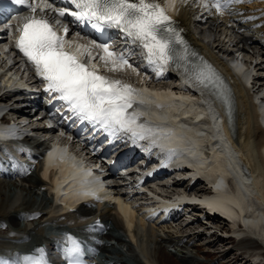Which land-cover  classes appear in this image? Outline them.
Returning <instances> with one entry per match:
<instances>
[{
    "label": "bare ground",
    "instance_id": "bare-ground-1",
    "mask_svg": "<svg viewBox=\"0 0 264 264\" xmlns=\"http://www.w3.org/2000/svg\"><path fill=\"white\" fill-rule=\"evenodd\" d=\"M160 2L179 20V25L188 30L189 33L184 37L211 63L223 81L224 89H228L233 95L236 106L233 130L236 136L233 139L229 134L222 114H219V120L215 119L217 110L209 100H205L206 98L201 95L200 87L195 85L194 90L198 93H191V89L187 85L194 86L188 82H186V86L183 82L178 84L170 82L167 86L151 88L142 86L141 90L134 94V100L144 101V96L148 94L152 95L149 99L155 101L162 99L168 109H171L169 110L171 116L169 121L172 124L178 121L175 125L166 127L165 138L169 137V141L163 139V146L157 147L151 153H154L159 160H163L164 156L161 153L163 148L172 147L176 150L178 147L185 148L188 151V156L180 151L176 152V156L170 159L171 165L175 164L177 168L184 169L181 172L183 177L200 176L204 182L199 183L200 188L197 187L198 189L190 187L189 190L194 192L193 196L186 193V184H176L174 187H170L171 192H168L165 187L151 190L147 200L152 201V204L139 207L138 201L126 202L119 204L117 208L106 209L102 214L116 230L126 228L131 231L129 237L135 243L138 252L145 256L146 264H161L158 256L164 251L161 248L163 245L173 246L174 252L165 250L164 253L167 256H174L185 264H191L197 260L195 255L197 247L192 241L183 237L184 235L181 236L182 224L195 218L188 216L189 212L187 211L191 205H186L184 208L179 207L187 201L197 202L200 208L204 209V212L201 211V215H198L203 224H210L215 218L222 219L231 228L230 235L239 240L249 236L260 241L264 247V119L262 117L264 84H258V82H264V77L259 76L258 79H254L251 73L258 71L257 74L262 75L264 69L261 65L255 64L253 68L249 66L248 70V65H245L243 61L244 58L254 59L250 51L256 53V58H262L264 61V44L258 41L262 36L264 38V28L260 26L250 28L256 24L253 14L244 11L242 0H233V4L239 7L233 21L244 27L239 31L230 26L228 17L219 18L210 13L201 4V0H175L173 6H167L165 0H160ZM229 10L236 12L231 5ZM201 21L204 22L201 23ZM230 28L235 31V34L228 37L226 33H229ZM233 41H235V45L243 46L242 49L247 53L240 54L244 57L243 59L237 57L231 65H228L221 56H231V51L234 50V46L231 44ZM246 76L248 79L251 78L250 84L249 80H246ZM240 78L245 80V84ZM171 85H176L177 89ZM6 96V94H1L0 101H6ZM18 97V95H12L10 98L16 100ZM142 111L148 113L146 110ZM150 118L162 120L158 116ZM182 123L188 126L185 128ZM259 137H262V140L258 139ZM240 165L244 167L245 172ZM53 173L51 170L48 176L46 170L43 175L50 181V176ZM65 181L66 179L62 180V182ZM7 184L6 181L0 180L2 192ZM39 184H49V182L38 178L34 185ZM19 185L22 188L24 184L20 183ZM20 188L18 194H21ZM8 192L7 188L6 193L4 192L6 195L2 194L3 196L0 197V207L5 206L4 216L3 214L1 216L0 212V217L12 219L15 216L11 214V211H7L10 204L15 210H19L23 209V203L20 202L21 199L12 202L16 194L6 208ZM56 200L65 202L64 199L59 200L58 197L55 198ZM177 208L182 210L183 216H181L180 224L175 228V230L177 229L175 232L178 234L174 236L163 229H168V224L173 226L170 215L173 209ZM65 209V206L59 207L57 202L53 209H49L48 223L37 226L27 225V231L40 230L41 238L47 239L48 234L51 235L50 228L56 227V225H58L57 227H79L78 214L67 213ZM84 209L82 207L80 212L84 213ZM161 210L164 212L163 214H161ZM61 217L63 218L58 220ZM190 217L192 218L190 219ZM154 220L157 224L163 223L164 225L157 227ZM210 220L212 221L209 222ZM214 225L216 228H220L216 223ZM212 227L214 226L212 225ZM193 235L197 237L198 233ZM18 236L23 238L24 234L17 236L9 235L7 232L0 234V251L30 247L32 240L29 239L25 243L24 239H20ZM118 236L119 233L116 236L110 233L107 238L115 239L117 243L125 241ZM218 237L216 238L219 240L224 239ZM151 245H153V254L150 253L151 249L148 250ZM139 264L142 263L139 262Z\"/></svg>",
    "mask_w": 264,
    "mask_h": 264
},
{
    "label": "snow or ice",
    "instance_id": "snow-or-ice-1",
    "mask_svg": "<svg viewBox=\"0 0 264 264\" xmlns=\"http://www.w3.org/2000/svg\"><path fill=\"white\" fill-rule=\"evenodd\" d=\"M8 2L28 7L29 14L19 18L15 46L34 66L36 74L47 82L46 90L58 93V98L66 102L73 116L87 120L105 132L113 135L130 133L134 140H143L155 130L138 122L140 113L129 111L136 103L133 97L137 89L100 74L94 64L86 63L95 58L93 51L80 44L73 50V43L65 40L68 25L63 26L64 34H60L46 13L57 18V25L61 18L71 17L73 22L96 30H119L141 48L147 62L158 69L157 76L170 63H175L218 101L225 105L229 103L227 90L211 67L203 62L201 65L190 62L187 45L172 26L167 7L162 6L160 0H61V7H55L51 0H41L42 7H37L31 0ZM165 3L173 6L175 0H165ZM231 3L233 0H201L205 8H215L220 13ZM93 43L95 48L102 50L99 59L105 67L111 65L110 71L117 72L125 66L132 68L123 53L117 54L106 43ZM66 239L68 245L64 247L63 255L67 264H83L79 242L71 236ZM37 251L39 257L24 256L14 264H47L43 249Z\"/></svg>",
    "mask_w": 264,
    "mask_h": 264
},
{
    "label": "rangeland",
    "instance_id": "rangeland-1",
    "mask_svg": "<svg viewBox=\"0 0 264 264\" xmlns=\"http://www.w3.org/2000/svg\"><path fill=\"white\" fill-rule=\"evenodd\" d=\"M258 139L262 140V137H259ZM10 185H12V184L8 183L3 192L0 190V197H1L3 195H6L5 194L6 189L7 188L9 189V192L7 194L8 198H7V196H5L8 200L6 208H8V205L11 203L12 199L15 197L16 194L17 195L12 202H15V200L21 199L20 202L22 201V203H23V209L29 208L30 206H27V203L23 202L24 191H22V189L25 190V188H20V185L15 184L14 186H18V188H20V190H21V194L20 193L18 194L19 189L15 188L13 186L11 187ZM21 186H22V184H21ZM22 192H23V194H22ZM24 198L29 199V201H31L35 205L41 204L44 201V199L42 198V196L40 194H33V193L32 194H26L24 196ZM189 209H190V207L188 208V211L186 209V211L189 212L188 216L194 217L193 215L197 214V217H198V215H201V213L200 214H198L197 212L193 213L192 212L193 208L191 209L192 210L191 213H193V214H191ZM4 211H5V206L0 207L1 216H2ZM7 211H11V214L14 215V212L15 211L17 212L18 210H15L14 207H12V205L10 204L9 209ZM3 216H4V214H3ZM192 217H190V219ZM211 217H208V218H211ZM14 218H12V219H14ZM213 221L210 224H211L212 230H214L215 233L212 234L210 232V230L208 231L207 229H205V232H206V234H209L208 235L209 237L207 235L205 236L203 234L204 233V227L201 226V225H205V224H203V222L196 223L194 225H190V226L183 228L181 236L184 235L183 237H186L189 241H191V240L194 241L193 243L197 247V249L195 251V255L197 257V260L195 262H192L191 264H264V247L262 246L260 241L254 240V239L250 238L249 236H245V237L241 238L240 240L236 239V238H235V240L232 238H224L222 240L220 239L221 240L220 241L219 239L216 238L219 236V235H217V232L224 233L225 236L227 237V235H230L229 232H230L231 228L229 227L228 223L223 221L222 219L215 218ZM214 223L219 225L220 228H216ZM165 225H166V223H165ZM212 225L214 227H212ZM200 226H201V228H200ZM163 230H166L167 232L171 233L174 236H177V234H178L177 232H175L177 229L176 230L163 229ZM37 231L40 235L41 231L40 230H37ZM194 233H198V236L194 237V235H193ZM152 246L153 245L150 246L151 247L150 248L151 253L153 252ZM121 247L125 248L124 245H121ZM161 248L164 251L166 249V252L168 249H174L173 246L172 247L169 246L167 248H164L163 246H161ZM164 251H163V253L159 254V256H158V259L160 260L161 264H184L183 262L179 261V259L175 258L174 256H167V254L164 253ZM168 251L174 252V250H168ZM123 254H124V252H123ZM111 255H112V257L115 256L114 253H111ZM110 261H112V260L110 259ZM114 264H115V262H114Z\"/></svg>",
    "mask_w": 264,
    "mask_h": 264
}]
</instances>
